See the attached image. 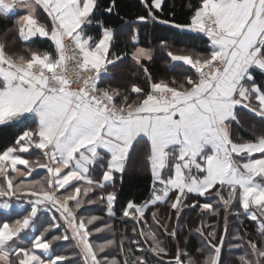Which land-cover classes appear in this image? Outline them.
<instances>
[{
    "label": "crops",
    "instance_id": "1",
    "mask_svg": "<svg viewBox=\"0 0 264 264\" xmlns=\"http://www.w3.org/2000/svg\"><path fill=\"white\" fill-rule=\"evenodd\" d=\"M93 4L94 0H0L4 13L17 14L24 41L37 35L48 37L58 54L54 59L34 53L30 60L16 63L0 44V124L18 121L24 115L36 119V126L26 130L19 145L0 155V176H5V186L0 183V216L24 209L25 199L13 196L7 173L27 175L29 161L20 153L38 149L45 156L41 167L48 170L50 190L31 193L33 207L64 212L69 233L78 242L81 263L99 264L83 226L58 190L75 181H88L90 165L101 154L109 155L102 184L108 182L111 172L123 171L131 146L139 137L148 138L153 147L157 180H162L167 160H173L172 174L163 180L169 189L202 193L216 182L236 185L242 204L264 208V155L257 157L264 153V139L234 142L230 135V123L240 109L264 119V94L250 73L254 67L264 72V0H203L197 16L202 26L203 19L213 24L208 29L216 33L211 47L214 57L224 64L220 73L219 66L212 80L206 76L180 91L168 90L165 99L150 95L167 89H154L141 103L129 106L130 112L120 121L96 108L83 92L70 90L56 73L64 64L69 41L79 46L85 67L93 69L95 77L107 65L110 33L105 31L90 47L80 29ZM38 8L43 18L38 17ZM33 63L41 64L50 77L32 73ZM223 75L225 79L220 80ZM35 230L30 217L1 221L0 264L61 262L63 258L52 254L48 242ZM21 236L29 240L28 246L20 244Z\"/></svg>",
    "mask_w": 264,
    "mask_h": 264
},
{
    "label": "trees",
    "instance_id": "2",
    "mask_svg": "<svg viewBox=\"0 0 264 264\" xmlns=\"http://www.w3.org/2000/svg\"><path fill=\"white\" fill-rule=\"evenodd\" d=\"M202 2L94 0L80 26L82 36L94 47L105 31L111 35L107 65L96 77L97 86L116 104L134 107L154 89L174 92L195 84L198 71L175 61L174 56L203 63L211 59L216 33L198 19ZM37 11L43 18L42 9ZM0 44L16 63L30 60L34 53L58 56L48 37L37 35L24 41L17 14L1 9ZM83 65L87 66L84 60ZM250 73L264 94V72L254 67ZM35 126L36 119L29 115L0 124V155L17 147L26 130ZM230 135L234 142L264 139V119L240 109L230 123ZM20 155L28 159L29 173L7 174L13 196L25 199V207L2 213L0 222L30 217L36 235L48 242L52 254L63 258L58 264H82L64 212L33 207L31 193L50 190L48 170L41 167L44 154L32 148ZM108 157L101 154L91 163L88 181H75L58 190L83 226L99 264H264V208L242 204L238 186L216 182L202 193L169 189L163 180L172 174L173 160H167L162 180H157L153 147L144 137L132 144L123 171L111 172L108 182L102 184ZM4 178L0 176L3 186ZM28 241L19 238L24 246ZM17 257L18 252L12 257L14 262Z\"/></svg>",
    "mask_w": 264,
    "mask_h": 264
},
{
    "label": "built area",
    "instance_id": "3",
    "mask_svg": "<svg viewBox=\"0 0 264 264\" xmlns=\"http://www.w3.org/2000/svg\"><path fill=\"white\" fill-rule=\"evenodd\" d=\"M202 22L206 28L213 27V24H211L209 20L203 19ZM64 56V64L56 70V73L67 83L70 90L83 92L85 97L95 104L96 108L103 112L107 111L111 113L115 116L116 121H120L122 117L130 112L128 107H122L116 104L112 97L97 86L95 72L93 69L86 68L83 65L82 51L75 42L69 41L66 44ZM217 65H219V63H217ZM209 66H212L215 69L213 65ZM30 68L35 75L45 73L50 77V73L44 70L41 64L33 63ZM203 74L201 75V78L206 77L205 74ZM168 96V90L153 91L150 95V97L156 99H164Z\"/></svg>",
    "mask_w": 264,
    "mask_h": 264
},
{
    "label": "rangeland",
    "instance_id": "4",
    "mask_svg": "<svg viewBox=\"0 0 264 264\" xmlns=\"http://www.w3.org/2000/svg\"><path fill=\"white\" fill-rule=\"evenodd\" d=\"M183 58H185L186 59V61H188V62H185L184 60H183ZM174 60L175 61H181V62H183V63H186V64H188V65H190V67L192 68V69H194V70H197L198 71V73H197V75L195 76V79H196V83L198 82V81H204L207 77L209 78V79H206V80H212V77L213 76H215V75H217L218 74V72L220 73V68L224 65L223 64V62L222 63H220L219 62V59L218 58H215L214 57V53L212 54V57H211V59L209 60V61H207L206 63H203V62H200V61H198V62H195V61H193L190 57H176V58H174ZM217 63H219V65H217ZM209 65H213L214 67H215V69L212 67V66H209ZM199 66H201L200 68H198ZM220 66V67H219ZM219 67V71L217 72V70H216V68H218ZM217 72V73H216ZM205 74V76H207L205 79L204 78H201V75L202 74ZM216 73V74H215ZM203 74V75H204ZM204 76V77H205ZM222 79H225V76L223 75L221 78H220V80H222ZM208 82V81H207ZM165 99V98H164Z\"/></svg>",
    "mask_w": 264,
    "mask_h": 264
}]
</instances>
